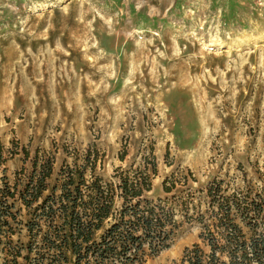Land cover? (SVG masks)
<instances>
[{
	"label": "rangeland",
	"instance_id": "374dc122",
	"mask_svg": "<svg viewBox=\"0 0 264 264\" xmlns=\"http://www.w3.org/2000/svg\"><path fill=\"white\" fill-rule=\"evenodd\" d=\"M92 145L104 178L153 156L154 199L205 201L209 182L231 191L242 172L262 185L264 0H0V185L22 147L58 170ZM180 220L145 264L200 242L199 224Z\"/></svg>",
	"mask_w": 264,
	"mask_h": 264
},
{
	"label": "trees",
	"instance_id": "16d2710c",
	"mask_svg": "<svg viewBox=\"0 0 264 264\" xmlns=\"http://www.w3.org/2000/svg\"><path fill=\"white\" fill-rule=\"evenodd\" d=\"M22 151L13 179L4 175L0 185V264H145L171 247L180 218L199 224L200 242L169 264H264V182L254 188L244 172V185L231 191L222 179L209 182L199 191L205 201L189 190L182 200L154 199L153 156L149 167H116L104 178L94 145L58 170L39 150ZM176 184L174 174L166 177L163 192Z\"/></svg>",
	"mask_w": 264,
	"mask_h": 264
}]
</instances>
